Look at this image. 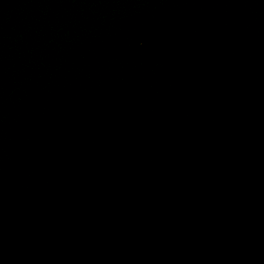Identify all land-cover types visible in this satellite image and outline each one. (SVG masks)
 <instances>
[{"label": "water", "instance_id": "obj_1", "mask_svg": "<svg viewBox=\"0 0 264 264\" xmlns=\"http://www.w3.org/2000/svg\"><path fill=\"white\" fill-rule=\"evenodd\" d=\"M0 264H264V0H0Z\"/></svg>", "mask_w": 264, "mask_h": 264}]
</instances>
